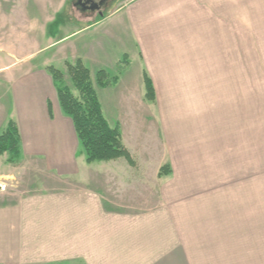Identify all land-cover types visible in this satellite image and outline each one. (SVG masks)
I'll use <instances>...</instances> for the list:
<instances>
[{
  "label": "crops",
  "instance_id": "1",
  "mask_svg": "<svg viewBox=\"0 0 264 264\" xmlns=\"http://www.w3.org/2000/svg\"><path fill=\"white\" fill-rule=\"evenodd\" d=\"M118 1L107 13L106 6L75 4L80 28L50 45L64 48L90 34L55 59H81L93 78L100 69L117 76L95 88L132 163L123 156L85 161L60 108L50 60L33 65L42 48L31 55L20 45L34 26L41 35L62 13V1L3 0L0 54L18 69L4 65L1 75L13 86L19 162L49 171L55 189L0 193V264H221L218 250L232 247L230 231L218 226V42L254 25L264 33V0ZM132 56L130 69H115ZM144 73L154 87L151 101ZM7 118L0 112V124Z\"/></svg>",
  "mask_w": 264,
  "mask_h": 264
},
{
  "label": "rangeland",
  "instance_id": "2",
  "mask_svg": "<svg viewBox=\"0 0 264 264\" xmlns=\"http://www.w3.org/2000/svg\"><path fill=\"white\" fill-rule=\"evenodd\" d=\"M61 1L62 13L54 14L47 25L40 27V36H37L39 26H34L31 40L21 41L20 45L30 47L31 55L41 47L32 64L39 66L49 59L48 64H52L49 66L60 71L62 84L71 87L68 61L61 65L55 57L90 34L72 39L64 48L55 43L50 45L51 41L56 42L80 28L72 20L79 16L74 4L77 0ZM0 2V18L6 17L3 0ZM117 3L118 0H110L103 12L111 11ZM254 21L257 23V19ZM259 31L257 25L245 27L239 35L224 36L231 40L218 42V213L222 216L218 218V226L230 231L227 237L233 243L230 249L218 250L221 264H264V41L252 40L264 38V33L259 35ZM18 46L16 43V51ZM6 57L0 54V112L5 110L8 118L0 124V132L9 120L17 119L13 86L7 80L8 75H1L5 71L1 68L7 64H12L7 68L10 71L18 68L10 55ZM135 62L133 56L124 58L116 63L115 69L120 71L127 65L130 69ZM90 69L93 70L91 66ZM8 157V153L0 155L1 194L26 196L55 189L49 179L50 172L34 168V160L19 162V158L10 162ZM242 230L248 233L243 235Z\"/></svg>",
  "mask_w": 264,
  "mask_h": 264
},
{
  "label": "trees",
  "instance_id": "3",
  "mask_svg": "<svg viewBox=\"0 0 264 264\" xmlns=\"http://www.w3.org/2000/svg\"><path fill=\"white\" fill-rule=\"evenodd\" d=\"M51 73L62 112L70 117L79 140L78 153L83 154L86 162L109 160L123 156L132 163L128 150L121 142L117 126H112L106 120L100 104L95 85L104 86L117 79L114 75L100 69L94 78L89 68L81 59L67 63L72 86L62 84L60 71L53 66L48 67ZM145 99H154V87L149 76L144 73ZM8 153V161L15 162L20 158V135L17 124L9 120L0 132V155ZM167 165L160 168V174H165Z\"/></svg>",
  "mask_w": 264,
  "mask_h": 264
},
{
  "label": "flooded vegetation",
  "instance_id": "4",
  "mask_svg": "<svg viewBox=\"0 0 264 264\" xmlns=\"http://www.w3.org/2000/svg\"><path fill=\"white\" fill-rule=\"evenodd\" d=\"M110 0H77L74 4H80L87 10H95L108 5Z\"/></svg>",
  "mask_w": 264,
  "mask_h": 264
}]
</instances>
